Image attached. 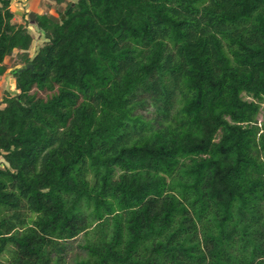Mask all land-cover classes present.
<instances>
[{
  "label": "trees",
  "instance_id": "trees-1",
  "mask_svg": "<svg viewBox=\"0 0 264 264\" xmlns=\"http://www.w3.org/2000/svg\"><path fill=\"white\" fill-rule=\"evenodd\" d=\"M10 5L0 264H264V0Z\"/></svg>",
  "mask_w": 264,
  "mask_h": 264
},
{
  "label": "rangeland",
  "instance_id": "rangeland-1",
  "mask_svg": "<svg viewBox=\"0 0 264 264\" xmlns=\"http://www.w3.org/2000/svg\"><path fill=\"white\" fill-rule=\"evenodd\" d=\"M68 1L76 0H65L62 3H58L56 0H11L10 8L14 14L13 21L18 25L25 27L32 35V44L29 49V54L33 55L39 46L45 42V37L42 32H40L35 25L29 24L28 13L30 11L39 14L43 13L48 16L57 18L58 14L64 10L65 5ZM16 51L9 57L5 58V63L8 66L6 73L0 76V107L2 106L3 99L7 95H13L16 91L14 90L13 80L11 76V71L13 66L22 67V63L14 59ZM47 92L38 91L37 95L45 97ZM258 124H262L264 120V111H260L257 116ZM0 161L2 159L0 158ZM4 163V162H2ZM83 236L79 235L75 240L69 242L70 250L67 253V263L72 264L73 258L81 259L85 256L84 250L79 247V244L84 243Z\"/></svg>",
  "mask_w": 264,
  "mask_h": 264
},
{
  "label": "water",
  "instance_id": "water-1",
  "mask_svg": "<svg viewBox=\"0 0 264 264\" xmlns=\"http://www.w3.org/2000/svg\"><path fill=\"white\" fill-rule=\"evenodd\" d=\"M62 18H64V15H62ZM35 19H36V14L34 12L30 11L28 13L29 24L34 25L35 24ZM27 69H32V65L31 64H27V65H25L23 67H18V68L15 69V71L22 72V71L27 70Z\"/></svg>",
  "mask_w": 264,
  "mask_h": 264
}]
</instances>
